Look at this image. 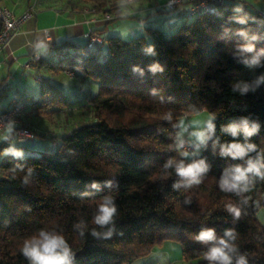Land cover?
Segmentation results:
<instances>
[{
    "label": "trees",
    "instance_id": "obj_1",
    "mask_svg": "<svg viewBox=\"0 0 264 264\" xmlns=\"http://www.w3.org/2000/svg\"><path fill=\"white\" fill-rule=\"evenodd\" d=\"M61 1L101 14L108 24L123 13L125 0ZM171 28L169 35L158 26H145L129 39L101 35L94 45L88 43L87 34L95 33L90 31L84 44L65 41L49 47V55L29 59L40 68L95 81L97 92L87 99L95 121L60 134L54 151L15 155L17 144L31 140L18 141L16 134L14 145L1 144L8 151L0 159V264H30L21 249L41 230L64 236L73 264H131L170 238L181 243L185 261L208 264L204 255L212 245L194 239L204 228L218 237L235 232L233 264L239 255L248 264H264V225L256 216L264 208V180L252 177L249 190L240 194L219 187L231 166L248 158L264 163V11L244 0H224ZM249 43L260 54L254 66L238 49ZM40 82L35 98L14 99L25 103L24 114L70 104L59 85ZM242 84L249 85L247 92H240ZM202 110L214 116V131L200 154L184 157L177 119ZM22 116L12 129L21 126L34 138L38 130L22 126ZM241 118L249 127L258 125L252 136L245 139L241 130L234 138L223 131ZM232 142L256 149L245 160L221 156L219 145ZM181 159L186 164L203 159L209 166L199 185L173 188L180 177L163 166ZM105 197L113 199L117 212L112 224L100 227L93 220ZM229 204L240 209L239 218L227 211Z\"/></svg>",
    "mask_w": 264,
    "mask_h": 264
},
{
    "label": "clouds",
    "instance_id": "obj_2",
    "mask_svg": "<svg viewBox=\"0 0 264 264\" xmlns=\"http://www.w3.org/2000/svg\"><path fill=\"white\" fill-rule=\"evenodd\" d=\"M238 22L244 23L245 21L243 18H239ZM238 34L244 37L247 35L244 31H240ZM252 39H256V37H252ZM238 49L239 53L245 56L246 64L254 66L259 63L260 54L254 53V45L251 43L239 45ZM261 79L264 80V77H261ZM237 87L241 93L247 92L249 89L247 84L237 85ZM214 127L212 119H208L204 127H198L191 131L189 133L191 147L198 150L201 146L206 145L210 134L214 131ZM257 129L258 125L256 123H252L251 127H249V120L241 118L239 123H231L223 128V131L235 138L240 135L242 130L243 136L247 139ZM8 130L11 131V125H9ZM187 131V126H184L181 132L177 134L178 148L184 147L185 140L183 136ZM219 148L221 156H228L233 160H245L248 153L255 151L256 145L232 142L220 144ZM14 154L19 155L20 153L14 152ZM181 155L187 157L189 153L182 152ZM163 167L165 170L174 168L177 176L180 177V180L173 184L174 189H180L181 187L187 189L194 185H199L202 182L203 175L209 170V166L203 159L188 164L183 159L179 161L169 160ZM252 177L264 180V163L258 158H248L243 165L236 164L226 169L219 181V187L224 192L240 194L249 190L248 186ZM92 187L95 188L98 185L93 183ZM185 203H190V200H185ZM226 208L234 217L239 218V208L231 204L227 205ZM116 212L117 208L113 199L105 197L98 205L93 222L100 227L110 225ZM76 227L81 228L82 224H78ZM81 235H83L82 232ZM93 235L98 236L99 233L93 231ZM194 239L200 243L212 245L204 255V259L208 261V264H233L234 254L237 251L233 243L236 239V234L233 230L228 229L223 237H218L214 229L204 228L195 235ZM21 251L30 264H73V253L69 244L63 235L56 232L41 230L38 235L24 242ZM235 264H248V262L244 255H239L235 259Z\"/></svg>",
    "mask_w": 264,
    "mask_h": 264
},
{
    "label": "crops",
    "instance_id": "obj_3",
    "mask_svg": "<svg viewBox=\"0 0 264 264\" xmlns=\"http://www.w3.org/2000/svg\"><path fill=\"white\" fill-rule=\"evenodd\" d=\"M166 0H125L123 2V13L118 15L113 22L106 23L101 14L91 12L88 8H82L71 4H65L64 1L57 0H13L12 7L7 4H0L11 9L16 15H20L27 10H31L33 16L26 20L21 29L11 37L8 45L0 51V71L5 70L7 79L14 76L18 71L31 72L36 75V80L41 81L39 75L40 67L29 64V59L33 54L49 55L53 45L70 41L75 44L86 43V34L94 31L99 35H122L128 31H135L145 28V24H155L161 18L170 19L162 8ZM188 3L178 4L175 9L169 12L177 15L174 26L181 23L185 18L191 17ZM264 11V6L255 8ZM3 77V76H2ZM21 79V77H20ZM22 80V79H21ZM20 80V81H21ZM2 78H0V91L5 87ZM17 98V97H16ZM10 100L0 111L7 109L12 101ZM30 112L23 115L21 124L27 125V122L33 123L28 117ZM34 114V113H32ZM6 128L0 134V154L7 148L4 146L15 140L16 131ZM34 128H37L34 126ZM36 135H34L35 139ZM33 140V138L31 139ZM8 147V146H7ZM42 149V148H37ZM34 151L28 148L17 150L21 155ZM19 154V155H20ZM258 221L264 225V208H260L256 213ZM143 264H158L156 261H149Z\"/></svg>",
    "mask_w": 264,
    "mask_h": 264
},
{
    "label": "rangeland",
    "instance_id": "obj_4",
    "mask_svg": "<svg viewBox=\"0 0 264 264\" xmlns=\"http://www.w3.org/2000/svg\"><path fill=\"white\" fill-rule=\"evenodd\" d=\"M32 1V0H31ZM133 1V0H128ZM251 9L264 6V0H244ZM1 4H7L12 7L13 0H1ZM167 15L170 19L161 18L157 23L148 26H158L161 28L165 35H169L174 29L173 27L177 18L176 14L168 12ZM176 17V18H175ZM118 18V17H116ZM188 18H185L187 21ZM143 31L135 30L123 33L121 36L123 39H129L134 36L140 35ZM39 75L47 81H51L60 86L61 90L67 94L70 99V104L64 107H54L51 112L42 115H34L29 113L28 117L32 119L33 123H28L27 126L38 130L35 139L25 141L17 144L20 148H28L30 150L37 148H43L46 151H54L58 146V136L70 131L75 126L82 123H88L95 121L93 116L92 107L88 100L90 96L95 95L97 92V84L91 78L87 80H80L79 77L73 75L70 71L64 72H52L45 68H41ZM3 76V77H2ZM21 77V79H20ZM0 78L5 83V87L0 91V108L5 106L13 98H35L40 92V81L36 80V75L27 71H18L14 76H10L7 79L5 70L0 71ZM21 80V81H20ZM27 112L24 114L26 115ZM214 116L207 110H202L198 113L191 114L189 116H181L177 119V134L181 132L182 127L187 126L188 131L184 133L183 138H187L190 141L189 133L195 128L204 127L205 122L208 119H213ZM24 124H22L23 126ZM21 127V126H20ZM30 128V129H31ZM32 130V129H31ZM11 145L15 143L11 141ZM5 150L0 154L7 152ZM202 151V146L197 150L189 151V157L196 156ZM195 153V154H193ZM156 261L158 264H196L195 262H187L183 258L182 246L177 239H166L160 243H156L147 256H143L133 261L131 264H143L149 261Z\"/></svg>",
    "mask_w": 264,
    "mask_h": 264
},
{
    "label": "built area",
    "instance_id": "obj_5",
    "mask_svg": "<svg viewBox=\"0 0 264 264\" xmlns=\"http://www.w3.org/2000/svg\"><path fill=\"white\" fill-rule=\"evenodd\" d=\"M224 0H167L163 7L168 10H174L176 5L188 3L190 5V13H195L202 9H207L210 5L221 4ZM33 16L31 10H27L20 15H16L11 9L0 4V51L6 47L13 35H15L22 27L23 23ZM105 18H109L107 15ZM89 45H94L102 41L101 35L98 33H93L91 35L87 34ZM37 54H33L30 59H38ZM29 67V63L26 65ZM25 103L21 100H14L10 106L0 111V134L7 128L9 125L19 124L20 117L24 114ZM16 136L18 141L30 140L33 138V134L25 128L20 127L16 131ZM185 140V145L183 148H180L184 152H189L193 150L189 140Z\"/></svg>",
    "mask_w": 264,
    "mask_h": 264
}]
</instances>
